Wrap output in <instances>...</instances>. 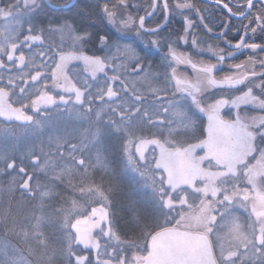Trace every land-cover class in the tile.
<instances>
[{
  "label": "snow or ice",
  "instance_id": "6c2138e0",
  "mask_svg": "<svg viewBox=\"0 0 264 264\" xmlns=\"http://www.w3.org/2000/svg\"><path fill=\"white\" fill-rule=\"evenodd\" d=\"M208 2L215 26L199 0L0 6V117L48 132L0 153V193L31 204L0 211V264H264V0ZM116 171L152 209L128 200L125 227Z\"/></svg>",
  "mask_w": 264,
  "mask_h": 264
},
{
  "label": "flooded vegetation",
  "instance_id": "af4514ba",
  "mask_svg": "<svg viewBox=\"0 0 264 264\" xmlns=\"http://www.w3.org/2000/svg\"><path fill=\"white\" fill-rule=\"evenodd\" d=\"M8 2V0H0V6H3L4 4H6ZM82 3H86L87 0H81ZM200 5L203 6H207L209 8L210 11L213 12V16L215 17L214 19V26L215 24H218L220 22V19L224 18V16H226V10H223L222 8H214L211 3L208 2V0H199ZM233 23L239 24V21H233ZM171 27L173 29H180L181 27V22L177 19L172 25ZM200 35L205 36L206 38L208 36H210L211 34H206L205 32H203L202 30L200 31ZM234 35V34H233ZM54 40H56L57 42L60 41V37L59 36H54L53 37ZM182 50H186V51H192L190 48H187L185 46H182ZM90 54V53H89ZM205 58H209L207 57V55H205ZM246 59V56H240L236 62H240V60H244ZM180 71L182 72H186L187 75L189 77H194V73L192 71V69L190 67L181 65L180 66ZM225 71H227V68L224 69ZM260 68L257 65V71H259ZM17 106V105H14ZM66 118V117H65ZM19 122H9L4 120L3 117H0V127L4 126V127H15V129H10V131H14V136L16 137H20L23 135V130L20 129L19 127H17ZM203 124L204 126H206L207 124V118L203 117ZM47 132H44L43 134H45ZM43 134L40 133H31V135L38 137L41 136ZM114 170L116 168L115 165L111 166ZM104 175L103 172H98L96 174V179L99 180L100 176ZM108 177L105 176V180L107 181ZM112 181L114 183H119L120 184V191H121V195H116L113 199L115 201V207L110 209V211L114 212L116 217L119 220V224L121 227H125L126 225V221L128 220V215H127V210L124 207V204L127 203L128 200H135L137 202H139V204L142 206V208L145 210V206L148 203V198L146 196V193L144 190L141 189V187L139 185H137L135 183V181H133L129 176H125L122 173H120L119 171H116V174L112 177ZM121 196V197H119Z\"/></svg>",
  "mask_w": 264,
  "mask_h": 264
},
{
  "label": "rangeland",
  "instance_id": "374dc122",
  "mask_svg": "<svg viewBox=\"0 0 264 264\" xmlns=\"http://www.w3.org/2000/svg\"><path fill=\"white\" fill-rule=\"evenodd\" d=\"M63 120L67 121V118H63ZM3 129H5V128H3ZM0 136H1L0 137V140H1L0 141V153H2V152H5V151L13 152V151L17 150L19 147H21L23 145H26L31 140H35V139L47 140L48 132L43 134V135H41V136H38V137H35L34 135L32 136L31 133L27 137H25L24 134L22 136H20V137H16L14 135L4 136L2 134V132H0ZM13 137H15V138H13ZM4 178L8 180L7 177H4ZM66 192H65V194L67 195L68 193H66ZM75 195H76V198L79 199V193H77ZM118 195H121V191H120V193ZM119 197H121V196H119ZM81 203H83V200H81ZM14 206L16 207L17 204H14ZM92 206H97V205L93 204ZM16 209H18V208H16ZM89 211H90V208H89ZM145 211L147 213H149V214L152 212V209H151L149 204H147L145 206ZM239 214L241 215L242 218H244V219L247 218V213L244 212L242 209L239 211ZM53 230H56V228L53 227ZM53 230H52V234H50L52 236L51 242L53 243V245H57L58 242H59V237L55 238V236L58 235L59 232L53 233ZM2 238H3V236L0 237V239H2Z\"/></svg>",
  "mask_w": 264,
  "mask_h": 264
},
{
  "label": "trees",
  "instance_id": "16d2710c",
  "mask_svg": "<svg viewBox=\"0 0 264 264\" xmlns=\"http://www.w3.org/2000/svg\"><path fill=\"white\" fill-rule=\"evenodd\" d=\"M3 128H7V129H15V127H4V126H1L0 127V132H2ZM1 137V136H0ZM15 138V137H13ZM1 141V140H0ZM3 178H0V184H2L3 186L6 187V184H7V179ZM68 193V192H66ZM77 194V193H76ZM20 200V197H19V193H14L12 195H9L8 193H0V211H3L4 209L6 208H11V210L13 212H18V214L20 215V217H22L25 213H27L30 209H31V204H28V205H24L23 207H19L18 208V201ZM14 204H17V206L15 207ZM18 208V209H16ZM52 230H53V227H49L46 231H47V235L50 237V239L52 238V236L50 234H52ZM55 232H58L57 230H53V233ZM3 236V233H0V237ZM60 236V233L58 235L55 236L56 237H59Z\"/></svg>",
  "mask_w": 264,
  "mask_h": 264
}]
</instances>
